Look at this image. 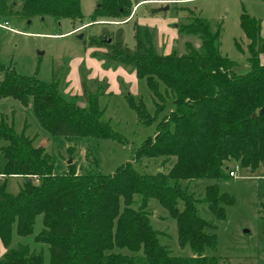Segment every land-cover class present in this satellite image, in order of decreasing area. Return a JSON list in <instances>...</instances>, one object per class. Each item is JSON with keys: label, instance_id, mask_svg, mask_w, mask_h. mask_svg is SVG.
Wrapping results in <instances>:
<instances>
[{"label": "trees", "instance_id": "obj_1", "mask_svg": "<svg viewBox=\"0 0 264 264\" xmlns=\"http://www.w3.org/2000/svg\"><path fill=\"white\" fill-rule=\"evenodd\" d=\"M103 1V9H97L94 17L107 16V10L123 19L130 17L131 0ZM11 16L57 21L84 18L81 0H0V19ZM241 26L251 42V69L246 74L237 73L238 63L221 54L220 26L213 30L193 12L177 30L197 36L201 45L197 48L187 42L183 54L158 53L155 31L139 24L134 25V48L124 44L121 30L111 44L95 36L90 39L91 46L106 47L102 57L107 63L131 68L137 78L145 79L157 100L154 116L141 98L125 97L140 122L151 123L168 98L173 100L154 139L146 140L136 155L137 161L175 157L168 174H140L127 163L110 175H57L45 148L34 147L30 138L0 126V139L6 142L2 148L6 166L0 175L24 179L17 195L0 184V242L6 249L0 264H44L42 253H33L29 245L13 246L14 237L34 234L40 218L35 242L48 246L49 264H219L218 258L204 255L206 248L216 247V236L209 232L213 224L199 215L195 198L180 181L230 177L225 170L228 162L252 172L264 167V116L259 114L264 106L261 22L243 15ZM2 71L0 99L12 98L24 106L32 103L39 123L51 135L67 140L118 138L109 123L101 120L99 97L108 89L106 80L82 79V98L88 105L81 107L61 95L56 80L46 83L0 65ZM135 195L142 199L136 208ZM152 198L176 220L178 243L189 245L193 257L174 256L160 243L149 220ZM204 201L218 220L225 217L224 206L233 203L218 185L206 188Z\"/></svg>", "mask_w": 264, "mask_h": 264}, {"label": "rangeland", "instance_id": "obj_2", "mask_svg": "<svg viewBox=\"0 0 264 264\" xmlns=\"http://www.w3.org/2000/svg\"><path fill=\"white\" fill-rule=\"evenodd\" d=\"M104 4L103 0H81L82 21H57L51 17L24 20L17 16L0 19V24L8 22V28L0 27V65L46 83L56 80L61 95L81 107L88 105L82 98V79L106 80L108 89L99 97L101 120L109 123L118 138L78 137L67 140L53 136L39 123L32 103L24 106L12 98L0 99V126L13 128L18 135L30 138L34 147L45 148L54 160V174L57 175H110L127 163H131L140 174L156 175L161 170L168 174L175 157L141 158L137 161L136 155L146 140L154 139L160 121L173 107V100L167 97L164 109L151 123L140 122L126 95H133L136 101L141 98L151 116L157 109L156 98L145 79L137 78L133 69L107 63L102 57L106 47L91 46V37H97L104 44L105 38L112 40L121 30L124 44L134 48V25L139 24L155 31L158 53L175 51L183 54L187 42L197 48L201 45L197 36L177 30L179 24L188 22L193 12L206 19L213 30L220 26L221 54L238 63L237 73L246 74L251 69L248 61L252 55L251 42L241 22L243 15L259 20L260 39L264 43V0H144L140 3L131 0L130 17L123 19L111 10L105 11L107 16L94 17L96 10H102ZM166 5L169 9L162 11L161 7ZM156 9L159 13L154 15ZM80 34L83 38L78 37ZM260 60L264 63V54ZM2 78L3 71L0 72V80ZM5 145L6 142L0 139L1 174L6 166L2 153ZM235 166L234 162L226 163V172ZM236 173L235 178H203L181 180L180 183L195 198L199 215L213 224L209 232L216 236V247L214 250L206 248L205 256L218 258L219 264H264V167L255 172L239 167ZM33 182L38 183V178ZM0 184H6V191L17 195L24 179L16 175H0ZM210 185H218L221 193L233 199L232 204L224 206L225 217L222 220L214 216L204 201L206 188ZM134 200L133 207L136 208L141 203V196L135 195ZM178 208L183 209L182 201L178 202ZM148 212L151 226L159 233L160 243L167 246L174 256L193 257L189 245H179L177 222L159 200H149ZM40 229L41 218L34 234L25 238L14 237L13 246L27 244L33 253H42L44 264H49L48 246L35 242ZM5 252L0 242V258Z\"/></svg>", "mask_w": 264, "mask_h": 264}, {"label": "water", "instance_id": "obj_3", "mask_svg": "<svg viewBox=\"0 0 264 264\" xmlns=\"http://www.w3.org/2000/svg\"><path fill=\"white\" fill-rule=\"evenodd\" d=\"M100 7L101 6L99 5L98 8H100ZM168 9H169V5H166V6L161 7V10L162 11H167ZM29 22H31V21H29ZM78 37L79 38H83V34H80ZM111 42H112L111 38H106L105 43L110 44ZM40 54H43V52H40ZM259 114L262 115V116H264V106L260 109ZM256 116H257V113H254L252 115V117H256ZM162 171L163 170H161L160 172H162ZM26 181H30V178L27 177L26 178Z\"/></svg>", "mask_w": 264, "mask_h": 264}, {"label": "built area", "instance_id": "obj_4", "mask_svg": "<svg viewBox=\"0 0 264 264\" xmlns=\"http://www.w3.org/2000/svg\"><path fill=\"white\" fill-rule=\"evenodd\" d=\"M0 27L2 28H8V22H5L4 24H0ZM240 166L238 164H236L234 169H229L228 174L230 177H236L237 173L236 170L239 168Z\"/></svg>", "mask_w": 264, "mask_h": 264}, {"label": "crops", "instance_id": "obj_5", "mask_svg": "<svg viewBox=\"0 0 264 264\" xmlns=\"http://www.w3.org/2000/svg\"><path fill=\"white\" fill-rule=\"evenodd\" d=\"M135 76H136V73H135ZM137 77V76H136Z\"/></svg>", "mask_w": 264, "mask_h": 264}]
</instances>
